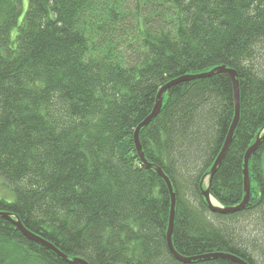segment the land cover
Returning <instances> with one entry per match:
<instances>
[{"label": "trees", "instance_id": "obj_1", "mask_svg": "<svg viewBox=\"0 0 264 264\" xmlns=\"http://www.w3.org/2000/svg\"><path fill=\"white\" fill-rule=\"evenodd\" d=\"M221 65L241 111L210 182L235 117L229 73L173 85L139 137L174 187L175 249L264 264V139L244 209L212 211L202 192L227 208L245 195L264 134V0H0V212L90 264H238L173 256L171 193L134 139L163 85ZM0 264L79 263L0 215Z\"/></svg>", "mask_w": 264, "mask_h": 264}, {"label": "water", "instance_id": "obj_2", "mask_svg": "<svg viewBox=\"0 0 264 264\" xmlns=\"http://www.w3.org/2000/svg\"><path fill=\"white\" fill-rule=\"evenodd\" d=\"M227 72L229 73V75L232 78V82L234 84V90H235V117L233 120V123L231 125V128L229 130V133L227 135L225 144L219 154V156H217V159L215 161V163L213 164V168H211V172H210V177L207 179L211 180V177L213 176V174L215 173L218 165L222 162L223 158L225 157V154L229 148L228 145H230L233 136L235 134V129L237 127V124L239 122V118H240V111H241V102H240V82L239 78H238V73L234 68H229L226 67L225 65H221V66H217L209 71H204V72H200V73H196V74H186V75H182L179 76L171 81H169V83L167 82L165 85H163L160 90L159 93L157 94L156 97V102H155V106L151 112V114L149 116H147L137 127L136 131H135V135H134V139H135V145L138 151V154L140 156V160H142V162L149 168L155 167V170L158 172V174L162 177V179L165 180L166 184L168 185L169 191L171 193V199H172V204H171V213H170V219H169V226H168V231H167V244H168V248L170 250V252L173 254V256L178 259L179 261L182 262H192L195 260H201V259H209L212 257H223V258H229L232 259L234 262H237L238 264H249L247 261H245L244 259H240V257L231 254V253H224V252H216V253H209V254H204V255H196V256H186L183 254H180L174 246L173 243V230H174V222H175V213H176V194L174 191V187L172 184V181L170 180V178L166 175V173L162 170V168H160L159 166H154L152 164V162L150 163L147 160V157L145 155V152L139 137V132L141 130V128H143L144 126L148 125L160 112L162 105H163V95L164 93L171 88L173 85L178 84L180 82H184V81H188V80H192L195 78H199V77H206V76H211L213 74H215L216 72ZM264 139V134L261 135L259 134L256 141L248 148L247 152H246V156H245V160H244V187H245V195L244 198L242 200V202L238 205L235 206H230V207H223L220 204H215L213 202V199L210 195V189L209 188V184H207L206 188L203 187V195L208 203L209 208L212 211L215 212H223V213H229V212H236L238 210H242L245 208V206L247 205L250 196H251V180H250V171H249V160L251 158V156L254 154V152L258 149L259 145L261 144L262 140ZM0 215H3L11 220L14 221L15 225L18 227V230H20L25 236H27L29 239L37 241L43 245H45L47 248L53 250L54 252H56L58 255H60V257H63V259H65L66 261L70 262V263H79V264H90L87 260L80 258V257H73V258H69V256L65 253H63L61 251V249L59 250L55 245H53L50 241L46 240L45 238L41 237L40 235L38 236V234L32 232L31 230L27 229V227L21 222V220L13 218V215H11L8 212H0Z\"/></svg>", "mask_w": 264, "mask_h": 264}, {"label": "rangeland", "instance_id": "obj_3", "mask_svg": "<svg viewBox=\"0 0 264 264\" xmlns=\"http://www.w3.org/2000/svg\"><path fill=\"white\" fill-rule=\"evenodd\" d=\"M26 5H27V0H25V8H26ZM22 17H23V15L21 16V19H22ZM15 32H16V29L13 31V35L15 34ZM4 194L6 195V196H10V193H9V191H4ZM213 202L215 203V204H218V202L214 199L213 200Z\"/></svg>", "mask_w": 264, "mask_h": 264}, {"label": "bare ground", "instance_id": "obj_4", "mask_svg": "<svg viewBox=\"0 0 264 264\" xmlns=\"http://www.w3.org/2000/svg\"><path fill=\"white\" fill-rule=\"evenodd\" d=\"M214 200V199H213Z\"/></svg>", "mask_w": 264, "mask_h": 264}]
</instances>
